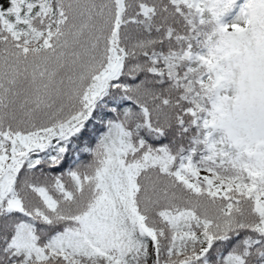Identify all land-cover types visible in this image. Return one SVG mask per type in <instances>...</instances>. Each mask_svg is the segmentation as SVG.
Returning a JSON list of instances; mask_svg holds the SVG:
<instances>
[{"label": "snow or ice", "instance_id": "snow-or-ice-1", "mask_svg": "<svg viewBox=\"0 0 264 264\" xmlns=\"http://www.w3.org/2000/svg\"><path fill=\"white\" fill-rule=\"evenodd\" d=\"M0 264H264V0H0Z\"/></svg>", "mask_w": 264, "mask_h": 264}]
</instances>
